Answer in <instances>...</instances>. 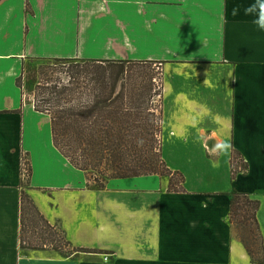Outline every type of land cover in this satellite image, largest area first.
<instances>
[{
    "label": "crops",
    "instance_id": "obj_1",
    "mask_svg": "<svg viewBox=\"0 0 264 264\" xmlns=\"http://www.w3.org/2000/svg\"><path fill=\"white\" fill-rule=\"evenodd\" d=\"M253 0H0V264H252L229 222L232 190L258 200L264 245V30ZM238 8L233 15V9ZM160 66V151L183 176L87 184L16 79L25 59ZM246 164L230 174L231 153ZM21 155L29 183L21 188ZM76 251L23 253L19 197Z\"/></svg>",
    "mask_w": 264,
    "mask_h": 264
},
{
    "label": "trees",
    "instance_id": "obj_2",
    "mask_svg": "<svg viewBox=\"0 0 264 264\" xmlns=\"http://www.w3.org/2000/svg\"><path fill=\"white\" fill-rule=\"evenodd\" d=\"M40 59L74 63L77 66H71L75 70L68 74L69 78L88 71L84 68L87 65L102 68L89 71L91 80L83 85L74 80L64 84L55 81L46 86L38 84L35 88L41 89V104L32 103L36 111L49 115L53 145L75 168L85 173L89 186L102 189L111 178L158 174L168 176V191H183L182 174L171 171L161 156L160 110L151 104L157 92L150 82L127 76L115 91V70L102 72L105 67L101 66L104 62L115 64V61ZM123 62L126 61H118ZM120 67L123 69V66ZM18 79L16 82L20 86ZM245 169L246 164L240 154L233 151L230 158L231 178L237 173H244ZM20 170V186L23 188L29 183L31 168L22 155ZM227 195L229 222L236 229L249 262L264 264L263 239L256 218L258 200L235 190ZM18 240L21 251L50 248L59 257L88 251L72 247L61 230L39 213L24 190L19 197Z\"/></svg>",
    "mask_w": 264,
    "mask_h": 264
},
{
    "label": "rangeland",
    "instance_id": "obj_3",
    "mask_svg": "<svg viewBox=\"0 0 264 264\" xmlns=\"http://www.w3.org/2000/svg\"><path fill=\"white\" fill-rule=\"evenodd\" d=\"M74 63H59L52 60L47 59H25L22 72L19 75V85L22 89L25 101L29 102H37L40 103L41 89L35 88L38 84L50 85L55 81H59L60 84H64L67 81L79 82L81 85L84 83L90 82V73L92 69L101 68L95 65H87L86 68L88 71H81L79 75H74V78H69L68 74H71L75 67ZM82 66V64H78ZM101 66L105 67V70H99V72H111L115 70V91H118L124 79L129 76L132 78H138V80H143L144 82H150L153 86V90L157 92L156 85L153 82V78H160V66L156 63H133V62H123L118 63H103ZM123 66V69L122 67ZM81 68V67H80ZM79 69V68H78ZM102 69V68H101ZM98 70V69H97ZM122 71L119 73V71ZM138 75V77H136ZM50 80V81H49ZM154 98V101H153ZM152 98V106L155 107L156 110L159 109V98L155 95ZM45 104V103H44ZM25 187V186H24ZM23 253L33 254V255H55L59 256L56 252L52 251L50 248L45 250H36V249H26L22 251Z\"/></svg>",
    "mask_w": 264,
    "mask_h": 264
},
{
    "label": "clouds",
    "instance_id": "obj_4",
    "mask_svg": "<svg viewBox=\"0 0 264 264\" xmlns=\"http://www.w3.org/2000/svg\"><path fill=\"white\" fill-rule=\"evenodd\" d=\"M238 8L233 9V15L237 14ZM245 15H254L253 23L261 30H264V0H253L244 8Z\"/></svg>",
    "mask_w": 264,
    "mask_h": 264
},
{
    "label": "built area",
    "instance_id": "obj_5",
    "mask_svg": "<svg viewBox=\"0 0 264 264\" xmlns=\"http://www.w3.org/2000/svg\"><path fill=\"white\" fill-rule=\"evenodd\" d=\"M158 80L159 81H157V78H153V82L155 83L156 89H157L156 96L159 98V101H160V98H161V80H160V78ZM154 97H155V95H154ZM153 101H154V98H153ZM22 176L23 177L25 176V169H23Z\"/></svg>",
    "mask_w": 264,
    "mask_h": 264
}]
</instances>
